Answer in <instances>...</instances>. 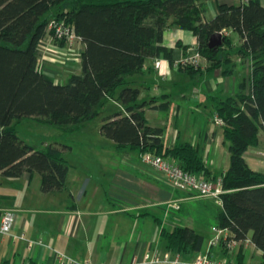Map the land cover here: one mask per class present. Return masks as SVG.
Here are the masks:
<instances>
[{
	"label": "trees",
	"instance_id": "obj_1",
	"mask_svg": "<svg viewBox=\"0 0 264 264\" xmlns=\"http://www.w3.org/2000/svg\"><path fill=\"white\" fill-rule=\"evenodd\" d=\"M205 1L90 0L54 10L66 0H0V176L18 178L35 172L42 193L64 190L69 166L62 152L69 147L54 142L37 149L20 138L15 124L33 119L67 130L87 122L96 109L114 99L123 110L102 119V136L117 148L172 158L184 171L206 177L208 170L194 147L163 149V129L149 126L144 116V108L154 100L138 102L139 89L126 77L139 72L147 58L162 56L171 62V50L162 44L171 26L191 31L196 38L203 65L187 69L196 74L222 66L226 73L230 59L222 50L231 48L230 39L222 36L218 48H209L208 42L213 34L232 31L238 36L241 58L250 60V83L247 92L243 85L234 96L214 99L213 113L223 121L222 136L229 144L216 225L238 243L250 240L264 258V176L243 158L264 132V8L258 0H238L218 5L216 15L207 19ZM52 19L69 25L83 45L80 72L63 84L38 67V43ZM162 236L166 249L183 254L199 251L203 241L187 227L162 230Z\"/></svg>",
	"mask_w": 264,
	"mask_h": 264
},
{
	"label": "crops",
	"instance_id": "obj_2",
	"mask_svg": "<svg viewBox=\"0 0 264 264\" xmlns=\"http://www.w3.org/2000/svg\"><path fill=\"white\" fill-rule=\"evenodd\" d=\"M258 1L264 8V0ZM237 3L206 0L205 17L213 18L220 4ZM222 36L232 45L222 50L230 59L226 73L222 66L196 74L187 69L189 65L183 60L196 50V38L191 31L171 26L162 40L171 50V62L162 56L147 58L139 72L126 77L130 86L139 89L138 102L154 100L144 108V116L149 126L163 129V149L184 144L194 147L208 170L203 178L210 180L220 178L229 165V144L221 127L211 120L214 99L234 96L243 85L247 92L250 83V60L241 58L237 34L225 31ZM82 50L78 39L67 45L53 44L40 54L38 67L54 82L63 84L71 74L80 72ZM156 59L160 60L159 68L154 65ZM108 103L101 121L123 110L114 99L107 100L102 108ZM160 103L165 104L162 110L151 108ZM90 120L67 130L57 127L69 137L84 141L77 147L67 141L57 142L69 147L62 152L69 166L64 190L42 193L40 176L35 172L18 178L0 176V213L10 210L14 215L11 235L0 234V264H61L50 249L89 264H130L148 251L176 253L186 261L203 254L214 260L264 264L262 252L250 240L233 247L225 246L224 241L211 244V228L217 226L222 206L211 197L172 188L160 172L141 160L138 149L117 148L100 134L99 127L95 134L83 135ZM49 143L54 142L32 146L40 149ZM262 154L264 132L260 131L258 144L249 147L243 158L250 169L264 176ZM172 202L179 208L170 207ZM181 227L203 237L199 251L183 254L166 249L162 230L171 232ZM27 240H39L44 246L30 248Z\"/></svg>",
	"mask_w": 264,
	"mask_h": 264
},
{
	"label": "built area",
	"instance_id": "obj_3",
	"mask_svg": "<svg viewBox=\"0 0 264 264\" xmlns=\"http://www.w3.org/2000/svg\"><path fill=\"white\" fill-rule=\"evenodd\" d=\"M245 1V0H241ZM221 35H225V31L220 32ZM74 39L80 40L73 33L72 28L67 25L62 20L52 19L47 26L46 35L39 41L38 49L42 52L46 50L49 46L56 43H66L71 44ZM184 64L199 67L203 65V59L199 52L194 50L192 55L186 57L183 60ZM156 68L160 66V60L156 59L154 61ZM211 120L217 126H222L223 121L218 117L216 113H213ZM264 157V154H262ZM141 160L160 172L168 184L181 192L195 194L199 197H211L214 201L222 206V201L220 195L223 193L221 177L216 180H210L192 174L190 172L184 171L178 164L177 160L172 158L162 157L160 155L153 154L149 151H144L140 155ZM170 207L178 209L179 205L176 202H172ZM14 224V215L12 211L5 210L0 213V234L11 235V230ZM213 232V237L210 241L211 244L218 242H225V246L233 247L238 242L234 241L230 237V233L225 228H220L213 226L211 228ZM248 241V240H245ZM27 245L31 248L35 245L44 246V244L39 240H27ZM53 252L54 259L61 264H89V263H79L68 258L65 254L50 249ZM130 264H239L233 259L227 258L222 260H214L203 254H197L192 260L186 261L182 259L179 254L170 252H157L148 251L141 259L134 260Z\"/></svg>",
	"mask_w": 264,
	"mask_h": 264
},
{
	"label": "rangeland",
	"instance_id": "obj_4",
	"mask_svg": "<svg viewBox=\"0 0 264 264\" xmlns=\"http://www.w3.org/2000/svg\"><path fill=\"white\" fill-rule=\"evenodd\" d=\"M86 1H90V0H66V3L60 5L58 8L54 10H61L64 7L70 8V7L78 5L81 2H86ZM50 16L51 15H49L48 17ZM108 105L109 103L106 105V107L94 111L92 119L87 123L85 130L82 132L83 135L96 133L98 127L100 126L102 122L101 121L102 115L105 112H108ZM17 126H18L17 133L20 136V138H22L26 143L33 145V146L39 147L42 144V142H62L63 143L67 141L69 142V144H72L75 147H77L78 146L77 144L84 142L81 139H77V140L74 139V136L69 137L68 133L61 131L57 127L50 126V125L40 123V122L37 123L34 120L26 119L22 122H19ZM66 137H68L69 139H66Z\"/></svg>",
	"mask_w": 264,
	"mask_h": 264
},
{
	"label": "water",
	"instance_id": "obj_5",
	"mask_svg": "<svg viewBox=\"0 0 264 264\" xmlns=\"http://www.w3.org/2000/svg\"><path fill=\"white\" fill-rule=\"evenodd\" d=\"M222 43H223V38L221 33H216L211 35V37L209 38L208 47L218 48L222 45Z\"/></svg>",
	"mask_w": 264,
	"mask_h": 264
}]
</instances>
